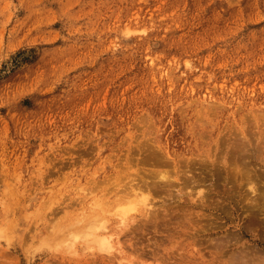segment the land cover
I'll use <instances>...</instances> for the list:
<instances>
[{
	"label": "rangeland",
	"instance_id": "374dc122",
	"mask_svg": "<svg viewBox=\"0 0 264 264\" xmlns=\"http://www.w3.org/2000/svg\"><path fill=\"white\" fill-rule=\"evenodd\" d=\"M263 111L264 0H0V264H263ZM133 140L180 168L155 222L118 204L124 184L147 192L119 165ZM118 171L138 181L94 187ZM106 201L107 225L134 207L112 252L70 229Z\"/></svg>",
	"mask_w": 264,
	"mask_h": 264
},
{
	"label": "bare ground",
	"instance_id": "6f19581e",
	"mask_svg": "<svg viewBox=\"0 0 264 264\" xmlns=\"http://www.w3.org/2000/svg\"><path fill=\"white\" fill-rule=\"evenodd\" d=\"M249 110V109H248ZM257 110V109H256ZM256 110H254V111H256ZM250 111V110H249ZM248 111V114L250 113ZM257 112H258V110H257ZM256 112V113H257ZM261 112H259V114H260ZM247 114V113H246ZM246 114H245V116H246ZM251 114V113H250ZM262 114V113H261ZM260 114V115H261ZM263 114H264V111H263ZM262 114V115H263ZM243 115H244V113H243ZM252 115V114H251ZM256 115V114H255ZM260 115H258V116H260ZM244 117V116H243ZM248 117V116H247ZM256 117V116H255ZM252 118V117H251ZM200 119H198L197 121H199ZM197 121H195V122H197ZM194 124H196V123H194ZM240 127H241V125H239ZM234 128V127H233ZM243 129H244V127H243ZM247 130H249V128L247 129ZM251 131V130H250ZM208 132V131H207ZM234 132H236L235 130H234ZM206 133V132H205ZM220 133V132H219ZM247 133V132H246ZM249 133H251V132H249ZM238 134V133H237ZM241 134V133H240ZM205 135V134H204ZM231 136V135H230ZM242 136V135H241ZM241 136L239 137V138H241ZM251 137V136H250ZM249 137V138H250ZM254 137V136H253ZM252 137V138H253ZM235 138H237V137H235ZM244 138V137H243ZM242 138V141L245 139H243ZM230 139V138H229ZM238 140V139H237ZM240 141H241V139H239ZM239 140L238 141H236L235 140V143L236 142H239ZM232 141V140H231ZM233 141H234V139H233ZM232 141V142H233ZM245 141V140H244ZM247 141V140H246ZM252 141V140H251ZM253 142V141H252ZM224 144V143H223ZM233 144V143H232ZM243 144V143H242ZM241 144V145H242ZM225 145V144H224ZM234 145V144H233ZM240 145V144H239ZM238 145V146H239ZM228 146H229V144H228ZM103 147V146H102ZM231 147V146H230ZM248 147H250L249 145H248ZM251 147H252V145H251ZM98 148V147H97ZM237 148V147H236ZM235 147L234 148H232V150H234V149H236ZM141 149H144V150H146L148 153L145 155V157L144 156H142V158L140 159V160H138V161H134V158H133V156H132V153L135 151V150H141ZM247 149V148H246ZM254 149H255V147H254ZM238 150V149H237ZM235 151V150H234ZM250 151H251V148H250ZM256 151V150H255ZM261 151H263V149L261 150ZM236 152V151H235ZM238 152V151H237ZM236 152V153H237ZM126 154H125V156H124V162H122V163H120L119 165H124L125 167L127 166V165H129V162H130V167H131V169H133V172L135 171V175L137 176V179L139 178V181L137 180V179H133V180H135V182H136V180L138 181V183H135L136 185L137 184H139V185H137V188L139 187L140 188V186H144V187H142V188H146V190H147V192L145 191V195H141V194H139V192L141 191L139 188H138V190H140L139 192H137L136 190L137 189H135V185L134 186H132L133 184L131 183V181H133V180H131V178H130V173L129 174H127L125 171H123L121 174H120V172L122 171H120V168L119 169H117L116 167H114V168H116V170H119L118 171V173L116 174V175H114L112 178L111 177H108L107 179H102V180H100L99 182H93L94 184V187H95V185H98L100 182H110V180L111 179H113V182H116V181H118L119 183L122 181V179L123 178H130V180H128V179H126V181L128 182V181H130V186H129V184H127L128 186V188L126 187V185L124 184V186L122 187V189L123 190H121L122 192V194H121V197L119 196V200H118V204L120 203V205H122L121 204V202H125V204L128 202V201H130V197H132L133 196V199H134V201H136V200H139V201H141V203L143 204V206L144 207H148V209H146V208H144V209H146V211H145V217L147 218V220H149L150 222H155V221H157V217H158V212H156V210H155V208H154V206L152 207L150 204H152V201L156 198L155 197V195H157L158 194V191L157 190H159L158 188H157V190H156V187H158L159 186V184H158V186L156 185V183L158 182V181H164V180H166L167 181V183H168V181L170 180V178H172V177H175V176H179V171H180V168H179V166H178V162H176V161H174V159H173V157L172 156H169V154L167 153V152H165L163 149H162V147L159 145V146H157V147H155L154 145H150L149 143H147V144H141V143H134V140H133V143H131L130 145H129V147H128V149H127V151L125 152ZM231 153L233 154V152L231 151ZM243 152H242V150H241V154H242ZM245 154H246V152H244ZM110 156V155H109ZM207 156V155H206ZM231 156V155H230ZM239 156V155H238ZM243 156V155H242ZM248 156V155H247ZM252 156H253V154H252ZM261 156V155H260ZM211 157V156H210ZM232 157V156H231ZM243 157H246L245 155L243 156ZM166 159V160H164V159ZM169 158L170 159H172V160H170L171 161V163L169 164V162H168V160H169ZM239 158V157H238ZM241 158V157H240ZM247 158V157H246ZM249 158V157H248ZM212 159V158H211ZM251 159H253V158H251ZM239 160H241V159H239ZM105 161V160H104ZM108 161V160H107ZM221 161V160H220ZM243 161V160H242ZM241 161V162H242ZM251 161V160H250ZM128 162V163H127ZM215 162V161H214ZM234 163H235V161H233ZM240 162V161H239ZM239 162H237L238 163V165L241 163H239ZM244 162H245V159H244ZM243 162V163H244ZM248 162V161H247ZM246 162V163H247ZM213 163V162H212ZM221 163V162H220ZM229 163V162H228ZM243 163H241L242 165L241 166H247V164H249V163H245V164H243ZM251 163V162H250ZM104 164V163H103ZM141 164V165H140ZM214 164V163H213ZM223 164H225V163H223ZM106 165V164H105ZM140 165V166H139ZM237 165V166H238ZM251 165V164H250ZM257 165H259V164H257ZM116 166V165H115ZM168 166H170L172 169H171V174L172 175H170L169 174V171L168 170H166L167 169V167ZM223 166V165H222ZM121 167V166H120ZM125 167H124V169H125ZM164 168V167H166V169H160V168ZM170 167H168V168H170ZM228 167H229V165H228ZM230 167H232V165L230 164ZM250 167V166H249ZM141 168V169H140ZM234 168V167H233ZM233 168H231L232 170V173L234 172L233 171ZM242 168V167H241ZM240 168V169H241ZM245 168V167H244ZM251 168H252V166H251ZM123 169V170H124ZM228 169V168H227ZM248 169V168H247ZM243 170V169H242ZM241 170V171H242ZM238 171V170H237ZM246 171V170H245ZM248 171H251V170H248ZM253 171V170H252ZM254 171H256V170H254ZM259 171V170H258ZM260 171H262V169L260 170ZM140 172H142V174L140 173ZM247 172V171H246ZM136 173H138V174H136ZM146 173H147V175H148V177L149 178H152V181L150 182V183H148V179L145 177L146 176ZM240 173V172H239ZM255 173V172H254ZM189 175H190V173H188ZM242 174V173H241ZM249 174V173H248ZM251 174V173H250ZM259 174V173H258ZM258 174L256 175H254V174H251V175H254V178H255V176H258ZM105 175V174H104ZM111 175V174H110ZM239 175V174H238ZM238 175H237V177H238ZM245 175H247V173H245ZM251 175H247V179H245L246 178V176H244V179L245 180H247V182L248 181H250V180H248L249 178L248 177H251ZM234 176V175H233ZM259 176H261V175H259ZM198 177V176H197ZM236 177V176H235ZM239 179H240V177H238ZM253 178V179H254ZM262 178V177H261ZM93 179V178H92ZM155 179V180H154ZM177 178H175V179H173V181L174 180H176ZM179 179V178H178ZM177 179V180H178ZM192 179V180H191ZM242 179H243V177H242ZM250 179H252V178H250ZM256 179V178H255ZM188 180V179H187ZM186 180V182H182L181 184H184V186H188L189 187V183H194V182H196V183H198L197 181H196V176L195 177H193V176H191V178L187 181ZM257 180V179H256ZM259 180L261 181V179L259 178ZM263 180V179H262ZM89 181V180H88ZM199 181V180H198ZM238 181H241V180H238ZM252 181V180H251ZM91 182V181H90ZM126 182V183H127ZM134 182V181H133ZM175 182H177V181H175ZM200 182V181H199ZM162 184H163V182H161ZM178 183V182H177ZM236 183V182H235ZM241 183V182H240ZM254 183H256V182H251L250 184H254ZM92 184V183H91ZM108 184V183H107ZM166 184V183H165ZM162 185V186H166V185ZM170 184V183H169ZM169 184H168V186H169ZM201 184V183H200ZM238 184V183H237ZM54 185V184H53ZM103 185V184H102ZM119 185H121V184H119ZM161 185V184H160ZM193 185V184H192ZM196 185V184H195ZM194 185V186H195ZM198 185V184H197ZM238 185H240V184H238ZM249 185V184H248ZM100 184L98 185V189H100ZM108 186V185H107ZM107 186H105L104 188L106 189V187ZM242 186V185H241ZM249 186H251V185H249ZM103 187V186H102ZM109 187V186H108ZM107 187V188H108ZM191 187V186H190ZM246 187V186H245ZM252 187V186H251ZM159 188H160V186H159ZM186 188V187H185ZM203 188V187H202ZM259 188H260V185H259ZM258 188V189H259ZM60 189V188H59ZM109 190H110V188H108ZM143 189V190H144ZM188 189V188H187ZM76 190V189H75ZM78 190H80V189H78ZM86 190H87V188H86ZM94 190V189H93ZM119 190H120V188H119ZM142 190V191H143ZM160 190H161V188H160ZM192 190V189H191ZM195 190V189H194ZM262 190V189H261ZM82 191V190H81ZM90 191L91 190H89V193H90ZM186 191H189V190H186ZM196 191V190H195ZM258 191V190H257ZM84 192V191H83ZM86 192H88V191H86ZM85 192V194H87ZM94 192V191H93ZM107 192V191H106ZM109 192V194L110 193H112V191L110 190V191H108ZM107 192V193H108ZM161 191H159V193H160ZM194 191H192V193H193ZM208 192H210V191H208ZM252 192H254V191H252ZM259 192V191H258ZM257 192V193H258ZM260 192H262V191H260ZM264 192V191H263ZM262 192V193H263ZM64 193V192H63ZM89 193H88V195H89ZM114 193V192H113ZM142 193V192H141ZM183 193H184V191H183ZM197 195L199 196L198 198H200V200H201V202L203 203L204 201H206L207 200V191L206 190H204V189H199L197 192ZM116 194V193H115ZM187 194H188V192H187ZM256 194V193H255ZM258 194H260V193H258ZM87 195V196H88ZM90 195H92V194H90ZM89 195V196H90ZM119 195H120V193H119ZM181 195V194H180ZM196 195V194H195ZM251 195H252V193H251ZM99 196H102L101 194L99 195ZM98 196V197H99ZM109 196V195H108ZM163 196H165L164 194L162 195V197ZM186 196V195H185ZM263 197H264V195H262ZM65 197V196H64ZM138 197H140L141 198V200H140V198H138ZM188 197L189 196H187V199H188ZM193 197H194V195H193ZM250 197V196H249ZM256 196L254 195V198H255ZM259 197V196H258ZM257 197V198H258ZM66 198V197H65ZM261 198V197H260ZM67 200V202H68V198H66ZM79 199H80V197H79ZM112 199V198H111ZM129 199V200H128ZM196 199V198H195ZM256 199V198H255ZM262 199V198H261ZM260 199V200H261ZM78 200V199H77ZM83 200V199H82ZM115 200H116V198H115ZM126 200H127V202H126ZM194 200V199H193ZM197 200V199H196ZM252 200V199H251ZM250 200V201H251ZM258 200V199H257ZM259 200V201H260ZM263 200V199H262ZM261 200V201H262ZM112 201V200H111ZM65 202V201H64ZM80 202H84V201H80ZM107 202V201H106ZM105 202V203H106ZM113 202V201H112ZM115 202V201H114ZM114 202H113V204H114ZM131 202V201H130ZM133 202V201H132ZM148 202H151V203H148ZM251 202H253V201H251ZM75 203H77L75 200H74V204ZM105 203H103V205L105 206V207H103V206H98V205H96V209H94V211H93V207L94 206H90L92 209H90V210H92V213H90L89 212V214H87V215H85V216H82L81 218L82 219H80V217H77L78 218V220L77 219H75L76 221H74L73 223H72V225H71V233L72 232H74V233H72V234H74L72 237H74L75 236V239L76 238H82V240L88 245V246H90V247H96V248H98L99 250H102V252L103 251H110L111 250V252L113 251L112 249L115 247V245H114V243H113V240H115L114 238H118L119 237V235H120V233L121 232H123L126 228H128V223H129V218L127 217V213L130 211V210H132L134 207H132V205H129V204H127L128 206H130L129 208L128 207H126V205H123V206H125V208L123 207V208H120V209H118V210H116V215H118V217H119V219H118V221H117V223H115L114 225H107V221L108 220H110V217L109 216H107L106 215V213L107 212H109V210L107 209V207H109V206H107V205H109L110 204V201H108L106 204ZM116 203H117V201H116ZM138 203V204H137ZM140 202H136V204L139 206L140 204H139ZM206 203V202H205ZM205 203H204V205H205ZM60 204V203H59ZM62 204V203H61ZM68 204V203H67ZM81 204V203H80ZM99 204V203H98ZM131 204V203H130ZM133 204H135V202L133 203ZM135 204V205H136ZM58 206V205H57ZM56 206V207H57ZM114 206H116V204L114 205ZM118 206V205H117ZM138 206H137V208H138ZM76 207V206H75ZM80 207L82 208V206L80 205ZM122 207V206H121ZM259 207V206H258ZM136 208V209H137ZM58 209H59V207H58ZM136 209H134L135 211H136ZM142 209V208H141ZM55 210H56V208H55ZM140 210V209H139ZM169 209H167V208H165V207H163L162 208V212H163V215L162 216H160L161 218L162 217H167L166 218V220L167 219H169V211H168ZM174 210V209H173ZM173 210H171V211H173ZM177 210V209H176ZM52 211V210H51ZM118 211V212H117ZM134 211V212H135ZM155 211V212H154ZM56 212V211H55ZM115 212V211H114ZM138 212V211H137ZM59 213V212H58ZM161 213V210H160V212H159V215H161L160 214ZM174 213H175V210H174ZM174 213L173 214H171V216L172 215H174ZM179 213V212H178ZM53 214V213H52ZM51 214V215H52ZM54 214H56V213H54ZM111 215V214H110ZM115 215V216H116ZM142 215V214H141ZM114 216V217H115ZM137 216V215H136ZM144 216V215H143ZM116 218V217H115ZM117 219V218H116ZM170 219H172V217L170 218ZM169 219V220H170ZM163 220V219H162ZM179 220V219H178ZM133 221H135V220H133ZM133 221H131V223L133 222ZM164 221H165V218H164ZM172 221H173V219H172ZM171 221V223H173ZM165 223V222H164ZM134 224V223H133ZM193 224V223H192ZM195 224V223H194ZM196 225H197V223H196ZM55 226V225H54ZM166 226V228H167V225H165ZM196 227V226H195ZM198 227H199V224H198ZM206 227V226H205ZM49 228V227H48ZM129 228H131V227H129ZM132 228H133V226H132ZM132 228H131V230H132ZM173 228H175V227H173ZM193 228V227H192ZM197 228V227H196ZM199 229V228H198ZM206 228H203V230H205ZM102 230V231H101ZM127 232V231H126ZM155 232L157 233V234H159V233H161V232H157V230H156V228H155ZM70 233V235H72ZM126 234V233H125ZM67 235V234H66ZM69 235V234H68ZM68 235L66 236V237H68ZM123 235V234H122ZM121 236V235H120ZM148 237H150V236H148ZM65 238V237H64ZM116 238V239H117ZM60 239H63V237L62 238H60ZM65 239H68V238H65ZM65 239L63 240V242L65 243L66 241H65ZM75 239H73V242H74V240ZM232 238H230V240H231ZM237 239V238H236ZM235 239V240H236ZM69 240V239H68ZM68 240H67V242H68ZM81 240V239H80ZM226 240V239H225ZM57 241H58V239H57ZM116 241H118V245L120 246L121 244L119 243V240L117 239ZM229 241V240H228ZM60 242V241H59ZM63 242H61V243H63ZM66 242V243H67ZM69 242H71V239H70V241ZM176 242V241H175ZM215 242H217V241H215ZM192 243V242H191ZM72 244V243H71ZM176 244V243H175ZM194 244H195V242H194ZM86 245V246H87ZM172 245H174V244H172ZM87 246V247H88ZM196 246V245H195ZM219 246L221 247L222 245L221 244H219ZM219 247V248H220ZM69 248V247H68ZM119 248V247H118ZM195 249L194 250H196V252H197V250L199 249V247H194ZM196 248H198V249H196ZM222 248V247H221ZM91 249V248H90ZM246 249H249V248H246ZM71 250H73L74 251V249L72 248ZM94 250V249H93ZM75 251H77L76 249H75ZM98 251V250H97ZM79 252V251H78ZM95 252V251H94ZM104 252V253H105ZM235 252V251H234ZM76 253V252H75ZM124 253V252H123ZM256 254V253H255ZM119 255H120V253H119ZM192 255V254H191ZM234 255V254H233ZM264 255V254H263ZM131 256V255H130ZM192 256H194V255H192ZM201 256V255H200ZM255 256H257V254L255 255ZM259 256V255H258ZM260 256H262V255H260ZM232 257V256H231ZM237 257V256H236ZM127 258V257H126ZM126 258H124V259H126ZM239 258V257H238ZM259 258H261V257H259ZM259 258H258V260H259ZM124 259L122 260V261H124ZM130 259V258H129ZM128 259V261H130ZM245 259H246V257L245 258H243L242 260H244L245 261ZM250 259V258H249ZM255 261H257V258H253ZM253 259H252V261H253ZM262 260H263V257L261 258ZM239 260H241L240 258H239ZM241 260V261H242ZM251 260V259H250ZM126 261V260H125ZM242 262V263H244L245 264V262H247L248 260H246L245 262ZM132 262V261H131ZM135 262V261H134ZM237 262H239V261H237ZM135 263H137V262H135ZM140 263H141V261H140ZM234 263V262H233ZM256 263V262H255ZM254 263V264H255ZM257 263H258V261H257ZM142 264V263H141ZM144 264V263H143ZM236 264H238V263H236ZM240 264V263H239ZM247 264H249V262H247ZM264 264V263H263Z\"/></svg>",
	"mask_w": 264,
	"mask_h": 264
}]
</instances>
